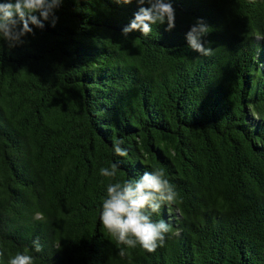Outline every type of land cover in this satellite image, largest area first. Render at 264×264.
Segmentation results:
<instances>
[{"label": "trees", "instance_id": "obj_1", "mask_svg": "<svg viewBox=\"0 0 264 264\" xmlns=\"http://www.w3.org/2000/svg\"><path fill=\"white\" fill-rule=\"evenodd\" d=\"M170 2L175 28L148 37L122 35L135 3L63 0L54 27L0 38V264H264V0ZM197 19L211 56L187 46ZM157 168L178 201L152 218L171 231L120 256L107 185Z\"/></svg>", "mask_w": 264, "mask_h": 264}, {"label": "clouds", "instance_id": "obj_2", "mask_svg": "<svg viewBox=\"0 0 264 264\" xmlns=\"http://www.w3.org/2000/svg\"><path fill=\"white\" fill-rule=\"evenodd\" d=\"M63 0H5L0 3V38L7 42L9 48L24 44L26 35L34 34L35 28L43 29L44 21H49L54 27L58 17L55 10ZM117 4L129 5L135 3L138 8L133 13L127 26L122 29L125 37L138 31L143 37H148L154 25H165V32L175 28V9L170 0H115ZM210 27L197 19L185 34L188 48L200 56L208 57L214 49L205 47L201 38L209 33ZM123 139L113 141V152L119 157H127L128 152L122 148ZM117 165L101 168L100 175L115 178ZM178 201V193L163 169L144 172L137 179L115 182L107 185L106 196L102 200L99 220L107 233L114 237L118 244L124 245L119 255L124 256L126 249L139 245L148 253L155 252L163 246L166 234L171 226L163 219L154 220L162 206L173 205ZM43 219L42 215L39 217ZM34 251H42L39 240L33 242ZM0 255H3L0 253ZM7 264H35L33 255L27 252H17L11 256Z\"/></svg>", "mask_w": 264, "mask_h": 264}]
</instances>
